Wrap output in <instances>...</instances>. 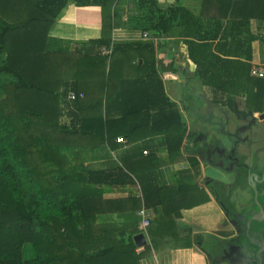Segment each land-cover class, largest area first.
I'll list each match as a JSON object with an SVG mask.
<instances>
[{
  "label": "trees",
  "instance_id": "1",
  "mask_svg": "<svg viewBox=\"0 0 264 264\" xmlns=\"http://www.w3.org/2000/svg\"><path fill=\"white\" fill-rule=\"evenodd\" d=\"M75 1L100 6L102 34L66 50L53 46L56 39L49 36V29L67 0H0V264H137L140 254L134 240L124 237L120 226H113L116 237L103 245L98 242L102 237H93L95 214H90L86 195L77 185L102 184L105 172L67 167L61 149L72 146L75 134L86 135L92 121L97 125L91 126V132L108 144L116 136L129 138L137 129L148 127L150 134L164 136L167 153L174 157L186 127L164 92L158 71L171 67L169 63L163 67L162 62L156 67L153 39L179 29L182 36L211 40L218 29L201 34V28L214 29L221 21L215 15L205 20L179 5L161 8L157 0H134L137 11L121 21L123 14L114 9L117 0ZM218 1L225 5L224 14L229 6L231 13L249 5L252 16L264 19V0ZM128 21L141 25L151 38L113 41L112 28ZM187 43L205 83L211 78L217 85L236 87L242 81L234 61L213 55L224 77L206 76L213 72L208 64L214 62L200 61L206 53L197 58L192 52L197 43ZM104 47L111 51L103 53ZM245 55L250 59L251 51ZM137 58L142 63L132 65ZM133 66L143 74L128 76ZM244 81L250 83L253 77ZM136 88L148 92L134 94L136 98L127 104L126 91ZM70 91L77 94L73 100L67 97ZM114 91L122 106L117 123L145 114L147 119L155 111L153 121L123 126L110 135L106 107ZM62 116L68 122L62 123ZM189 161L196 164L194 159ZM159 225L155 222V229ZM24 246L31 252L29 257L23 254Z\"/></svg>",
  "mask_w": 264,
  "mask_h": 264
},
{
  "label": "crops",
  "instance_id": "2",
  "mask_svg": "<svg viewBox=\"0 0 264 264\" xmlns=\"http://www.w3.org/2000/svg\"><path fill=\"white\" fill-rule=\"evenodd\" d=\"M157 4L161 8L179 5L205 20L208 15L221 20L214 29L201 28V34H213L218 29L216 38L211 40L182 36L179 29H174L171 36L153 39L156 67L158 62L163 67L171 65V70L158 71L164 92L186 127L180 151L174 157L168 155L164 136L150 134L148 127L123 138L125 142H116L121 137L116 136L110 144L103 143L91 132V126L97 123L90 121L87 134H75L72 146H63L61 153L69 168L105 172L102 184L77 185L79 192L86 195L90 214H95L93 237H102L98 241L101 245L116 237V224L124 237L133 239L138 233L145 234L147 243L135 248L140 254L137 264H227L222 252H230L231 240L237 238L228 210L243 211L252 202L253 194L249 187L236 184L242 183L244 176L232 158L246 164L264 163V118H259L264 112V77L253 72L258 66L264 68V19L252 16L249 5L234 8L231 13L229 6L224 14L225 5L218 0H157ZM114 9L123 14L121 21L137 11L134 0H117ZM101 26L100 6L67 0L50 27L49 36L56 39L55 48L69 50L99 38ZM141 28L128 21L127 25L112 28L111 38L116 42L144 41L145 31ZM188 40L197 43L192 48L194 56L200 58L206 53L205 60L200 61L214 62L208 64L213 65V72L206 76L224 77L213 55L234 61L242 81L249 76L253 81H241L236 87L217 85L211 78L205 83V74L200 75L189 55ZM249 50L251 58L247 59L245 54ZM143 54L151 58L148 52ZM137 62L141 64L142 59L132 60V65ZM127 71L131 77L143 74L134 66ZM126 92L129 104L136 98L134 94L148 90L136 88ZM115 95L116 91L106 107L110 135L124 129L123 126L153 121L155 111L147 119L145 114L143 118L117 123L122 106ZM189 159L196 164L191 165ZM142 207L151 213L145 231L139 229L138 211ZM155 222L160 223L157 229ZM146 245L149 249L144 248Z\"/></svg>",
  "mask_w": 264,
  "mask_h": 264
},
{
  "label": "flooded vegetation",
  "instance_id": "3",
  "mask_svg": "<svg viewBox=\"0 0 264 264\" xmlns=\"http://www.w3.org/2000/svg\"><path fill=\"white\" fill-rule=\"evenodd\" d=\"M235 167L243 172L242 183L251 189L252 202L243 208V211L228 210L229 219L234 226L232 232L237 236L235 244L231 243L230 252L223 251L222 257L227 264H264V163L254 161L246 164L236 158H232ZM260 164V166L258 165ZM263 195V196H262ZM224 202V199L223 201ZM259 221V222H257ZM256 224L255 231L250 225ZM239 245V246H236Z\"/></svg>",
  "mask_w": 264,
  "mask_h": 264
},
{
  "label": "built area",
  "instance_id": "4",
  "mask_svg": "<svg viewBox=\"0 0 264 264\" xmlns=\"http://www.w3.org/2000/svg\"><path fill=\"white\" fill-rule=\"evenodd\" d=\"M143 37L146 39L151 38L147 33L143 34ZM111 51V47L110 48H103L102 52L103 53H109ZM253 72L258 76V77H264V68L261 66L256 67ZM83 95L80 94V97H82ZM68 99L73 100L77 97V94L74 91H70L67 95ZM116 142H125V140L122 137H117L116 138ZM138 214L140 216V221H139V229L141 231H145L146 228L150 225V217H151V213L147 208H140L138 211Z\"/></svg>",
  "mask_w": 264,
  "mask_h": 264
},
{
  "label": "water",
  "instance_id": "5",
  "mask_svg": "<svg viewBox=\"0 0 264 264\" xmlns=\"http://www.w3.org/2000/svg\"><path fill=\"white\" fill-rule=\"evenodd\" d=\"M259 118H264V112L261 113V114L259 115ZM257 222H259V221H257ZM256 228H257V225H256V224H252V225H250V229H251V230L255 231ZM236 237H237V236H236ZM237 238H238V237H237ZM133 239H134V243H135V245L138 246V247H141V246H143V245H145V244L147 243L146 236H145V234L142 233V232L136 234V235L133 237ZM231 243H234V244H235V239H234V240H231ZM236 246H239V245L236 244ZM232 250H233V249H232Z\"/></svg>",
  "mask_w": 264,
  "mask_h": 264
},
{
  "label": "rangeland",
  "instance_id": "6",
  "mask_svg": "<svg viewBox=\"0 0 264 264\" xmlns=\"http://www.w3.org/2000/svg\"><path fill=\"white\" fill-rule=\"evenodd\" d=\"M82 94V93H81ZM83 95V94H82ZM68 117H64V116H62L61 117V119H60V121L63 123V122H68ZM36 158H38V156H36ZM39 159V158H38ZM40 160V159H39ZM50 168V167H49ZM25 249V251H23L24 253V255L26 256V257H29L30 255H31V252L28 250V247H23V250Z\"/></svg>",
  "mask_w": 264,
  "mask_h": 264
}]
</instances>
